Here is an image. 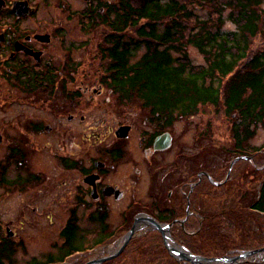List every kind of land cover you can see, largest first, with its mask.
Listing matches in <instances>:
<instances>
[{
  "label": "rangeland",
  "instance_id": "1",
  "mask_svg": "<svg viewBox=\"0 0 264 264\" xmlns=\"http://www.w3.org/2000/svg\"><path fill=\"white\" fill-rule=\"evenodd\" d=\"M66 1L75 12L97 4L98 0ZM35 2L41 6L38 18L56 21L55 25L63 32L52 44L50 57L58 68L66 71L57 76L53 92L37 93L22 92L11 78L7 79L0 72V136L3 140L0 158L10 143L12 147L23 141L27 152L24 195L17 190L8 195L0 189V238L6 237L1 233L6 223L15 233L8 245L12 252L3 258L2 264H43L51 256L58 259L65 250L66 238L62 232L74 220L78 225L75 244L83 251L61 264H87L114 255L126 242L136 218L157 220L159 216H166L164 207L169 203L168 193L179 180L180 186L185 185V197L194 183L202 180L193 190L189 213L187 198L180 201L176 196L172 198L180 219L165 234L167 243L181 255L168 249L158 230L137 222L135 233L122 254L108 264H174L177 261L230 264L224 261L198 263L183 257L188 251L211 259L217 258L210 256L221 251L225 254L223 257H232L264 248V215L252 208L264 180V125L257 128L255 136L245 145L246 154L257 149L262 151L248 155L250 160H239L231 171L232 162L243 155L234 151L232 120L227 118L222 106H204L197 115L176 121L173 147L157 155H145L140 151L138 134L150 120L148 111L137 101L120 102L106 87L101 96L84 95L80 90L84 85L98 90L101 85V30L82 28L81 16L73 12V17H68L60 0ZM206 11L196 9L202 17L206 16ZM29 26L35 23L30 22ZM226 29H234V25L227 22ZM262 43L256 41L255 46L264 47ZM186 51L193 64H204L196 48L187 46ZM75 64L79 66L72 72L69 68ZM124 124H135L136 130L128 140L120 142L115 133ZM119 143L127 154L123 162L117 164L113 158ZM150 158L154 163H148ZM71 160H82L85 165L103 161L110 173L107 182H121L126 189L128 196L124 201L105 203L107 216L102 221L96 220L97 206H82L75 201L72 185L78 183L82 175L79 170H66L65 164ZM179 161L181 169H168V166H177ZM10 173L16 175L17 171L11 169ZM223 184L225 187H220ZM205 217L208 220L202 221ZM236 249L239 250L234 254L225 252ZM234 264H264V252Z\"/></svg>",
  "mask_w": 264,
  "mask_h": 264
},
{
  "label": "trees",
  "instance_id": "2",
  "mask_svg": "<svg viewBox=\"0 0 264 264\" xmlns=\"http://www.w3.org/2000/svg\"><path fill=\"white\" fill-rule=\"evenodd\" d=\"M197 8L207 10L206 16ZM80 19L82 28L102 32L100 84L120 102L137 101L150 120L170 124L197 115L201 107L222 106L232 120L234 151H262L246 154L245 145L264 125V47L255 46L264 45V0H98ZM227 22L234 29H226ZM187 46L198 50L203 65L192 63ZM252 208L264 215V180ZM77 232L74 220L62 232L65 250L43 264H61L83 251L75 244ZM11 252L0 249V264ZM223 256L221 251L210 257Z\"/></svg>",
  "mask_w": 264,
  "mask_h": 264
},
{
  "label": "flooded vegetation",
  "instance_id": "3",
  "mask_svg": "<svg viewBox=\"0 0 264 264\" xmlns=\"http://www.w3.org/2000/svg\"><path fill=\"white\" fill-rule=\"evenodd\" d=\"M92 1L94 0L85 2ZM60 3L64 11L68 13V17L72 18L74 10L71 9V3H68L66 0H60ZM18 4L24 6V12H14L15 6ZM95 5L97 4H90L89 8ZM87 9L84 8L80 11H75L74 14L82 17V14ZM40 12L41 6L35 0H0V72L7 79L11 78L16 83V86H19L24 93H37L42 90L53 92L57 76L66 71L58 68L50 57L52 44L62 36L63 32L58 29L57 24L55 25L56 21L47 18H38ZM30 22L35 23V26H29ZM78 66L79 64L71 65L69 69L73 72ZM91 88L90 86L84 85V87H80V90L84 95L91 93L95 96H101L105 90L102 84L98 87V90ZM82 120H85L84 117ZM147 121L144 128L138 134L140 140L139 145L141 146L140 151H143L145 155L149 153L151 155H157L170 150L175 142L173 125L176 121L173 120L171 124L168 120ZM150 123L154 124L156 129ZM122 126H129L130 131L127 138H118L116 136L120 142L128 140L131 133L136 130L135 124H124L120 125L119 128ZM37 129L40 130V128ZM158 139H161V141L157 144ZM2 141V136H0V144ZM167 142L168 145L166 144ZM120 144L122 145V143L118 144L119 146L116 148V153L113 158L117 164L123 162L127 154L124 146ZM10 145L11 143L7 145L6 153L0 158V189L8 195L16 190L24 195L26 188V144L23 141H19V143L14 144L12 147ZM156 145H158V148ZM163 145L166 147L162 150L160 148ZM129 153L132 154L131 151ZM178 159H180V153L178 154ZM148 163L152 164L154 162L150 158ZM107 167L103 161H92L90 164L85 165L82 160H71L65 164L68 172L79 170L78 172L82 175L80 181L72 185V193L75 201L82 206L86 204H94L97 206L98 214L96 220L100 221L107 216L106 209L103 207L105 203L107 204V201H124L128 196L121 182L114 184L107 182L110 175ZM173 167L176 170L181 169L180 161L177 163V166L176 164L168 166V169ZM11 169L17 171L16 175L10 173ZM174 172L176 171L174 170ZM199 175L207 176L206 173H200ZM151 177L153 178V175ZM179 181H176L171 186L174 189L168 193L169 203L164 207L166 216H159L157 217L158 220L173 222L180 219L178 218L180 216L179 209L172 203L174 196L179 198V201L180 199L187 198V206L190 210L193 190L198 186L197 183L202 180L200 179L197 183H194L187 197H185V185L180 186ZM119 194L123 196L117 199L116 196ZM169 204L172 205L170 206ZM99 212H102V214L99 215ZM3 231L1 233L6 234V237L2 236L0 238V249L5 247L7 250H10L8 249V245L11 244L10 242L15 237V233L10 230L9 223H6Z\"/></svg>",
  "mask_w": 264,
  "mask_h": 264
},
{
  "label": "water",
  "instance_id": "4",
  "mask_svg": "<svg viewBox=\"0 0 264 264\" xmlns=\"http://www.w3.org/2000/svg\"><path fill=\"white\" fill-rule=\"evenodd\" d=\"M86 1H88V0H86ZM15 7L16 8L14 9V12H16V13H21V12H24L25 11L24 6L22 4H18ZM129 131H130V127L129 126H122V127H120L116 131L115 135L118 138H127L129 136ZM160 141H161V139H158L157 140V144ZM168 142L166 143L167 145H168ZM156 147L158 148V145H156ZM165 147L166 146L163 145L162 148H160V149L163 150V149H165ZM241 159L250 160L251 158H249V157H239V158H236L232 162V164L230 166V171H231L233 165L236 164V162H238ZM122 196L123 195L119 194L116 197H117V199H120ZM188 213H189V208H188ZM137 222H143L144 224H148L149 226H151L154 229L158 230L163 235V238L165 239V243H166V246L168 247V249L171 250L172 253L173 252H176V254L178 253L179 255H181L180 252H178V250L174 249L173 247H171L167 243V238H166V234H165L166 231L168 229H170L172 227V225H174L175 222L174 223H171V224H162V223L158 222L157 220H154L153 218L147 220L145 217H143V218L140 217V218H136L135 219V223L132 226V228H131V230H130V232L128 234V238H127L126 242L124 243V245L122 246V248L117 253H115L114 255L108 256V257H104V258H100L98 260H94V261L89 262L87 264H102V263H104L106 261H109V260H112V259H115V258L119 257L122 254V252L124 251V249H125L127 243L129 242V240L133 237V234L135 233V230H136V224H137ZM181 223L184 224V221H181ZM258 252H264V248L259 249V250L247 251V252H245V253H243L241 255H238V256L223 257V258H211V259H208V258H205V257H202V256L194 255V254H192V253H190L188 251V253H186L183 258L184 259H187L188 258L189 260H192L193 262H198V263H201V262L211 263V262H215V261H224V262H229L230 264H234L238 260L243 259L245 257L253 256V255H255Z\"/></svg>",
  "mask_w": 264,
  "mask_h": 264
},
{
  "label": "bare ground",
  "instance_id": "5",
  "mask_svg": "<svg viewBox=\"0 0 264 264\" xmlns=\"http://www.w3.org/2000/svg\"><path fill=\"white\" fill-rule=\"evenodd\" d=\"M143 223V222H142ZM174 247V246H173Z\"/></svg>",
  "mask_w": 264,
  "mask_h": 264
}]
</instances>
